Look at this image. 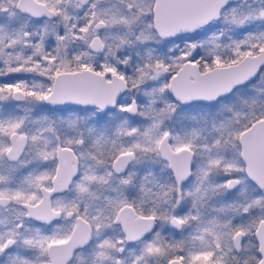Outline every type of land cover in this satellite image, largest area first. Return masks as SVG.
Masks as SVG:
<instances>
[{
  "label": "snow or ice",
  "instance_id": "obj_1",
  "mask_svg": "<svg viewBox=\"0 0 264 264\" xmlns=\"http://www.w3.org/2000/svg\"><path fill=\"white\" fill-rule=\"evenodd\" d=\"M0 264H264V0H0Z\"/></svg>",
  "mask_w": 264,
  "mask_h": 264
}]
</instances>
